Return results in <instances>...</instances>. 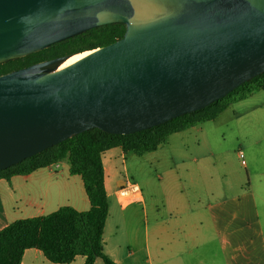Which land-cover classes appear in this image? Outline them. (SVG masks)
<instances>
[{
    "label": "water",
    "instance_id": "water-1",
    "mask_svg": "<svg viewBox=\"0 0 264 264\" xmlns=\"http://www.w3.org/2000/svg\"><path fill=\"white\" fill-rule=\"evenodd\" d=\"M164 1L168 13L133 24L130 0H0V63L108 23L127 27L64 69L74 54L0 75V169L92 128L162 124L264 73V0Z\"/></svg>",
    "mask_w": 264,
    "mask_h": 264
},
{
    "label": "crops",
    "instance_id": "crops-1",
    "mask_svg": "<svg viewBox=\"0 0 264 264\" xmlns=\"http://www.w3.org/2000/svg\"><path fill=\"white\" fill-rule=\"evenodd\" d=\"M263 111L264 88L213 120L173 133L155 151L138 155L120 146L106 150L102 159L110 212L104 251L118 264H155L154 256L158 264H264V170L256 168L254 179L248 168L246 186L245 173L228 168L231 149L223 146L229 142L226 130L239 135L242 120ZM147 155L157 166L162 205L152 217L153 203L147 202L141 184L152 175L144 165L138 171L128 166L129 156ZM236 155L243 156V150ZM242 164L248 166L244 159ZM127 186L128 195L121 196L120 189ZM66 205L79 211L91 208L82 176L72 174L67 161L0 179V230ZM85 261L78 255L65 264ZM21 264L62 263L28 248Z\"/></svg>",
    "mask_w": 264,
    "mask_h": 264
},
{
    "label": "trees",
    "instance_id": "trees-1",
    "mask_svg": "<svg viewBox=\"0 0 264 264\" xmlns=\"http://www.w3.org/2000/svg\"><path fill=\"white\" fill-rule=\"evenodd\" d=\"M124 23H108L56 42L43 50L0 63V75L29 65L57 59L108 45L126 32ZM50 65V67H53ZM264 88V73L246 81L226 96L197 111L185 113L162 124L129 134L92 128L53 145L21 162L0 169V179L27 175L61 161L72 174L82 176L91 208L79 211L61 206L45 216L18 219L0 230V264H21L28 248H38L54 263H70L76 256L85 264H118L104 251V229L110 212L102 154L122 147L125 153L143 155L158 149L173 133L218 117L232 103Z\"/></svg>",
    "mask_w": 264,
    "mask_h": 264
},
{
    "label": "rangeland",
    "instance_id": "rangeland-1",
    "mask_svg": "<svg viewBox=\"0 0 264 264\" xmlns=\"http://www.w3.org/2000/svg\"><path fill=\"white\" fill-rule=\"evenodd\" d=\"M56 64H54L55 66ZM239 135L231 130H226L228 141L224 142V149H231L229 154V169H233L237 172L245 173L246 176V186L249 185V170H252V174L255 179L254 170L260 169L264 170V111L257 116L248 115L242 120V126ZM232 141L230 143V138ZM173 141V140H172ZM172 142V147H173ZM238 150H243L244 155L241 157H237L236 153ZM144 155V154H143ZM137 157V156H135ZM151 156H143L141 158H128V166L131 171H138L142 165L148 169L151 173L152 178L148 182L141 181L143 189L146 194L147 202L153 203V209L150 212L149 216L158 215V212H161L162 205L159 196V181L155 177V170H157V166L153 161ZM228 157V156H227ZM246 160L248 166H244L242 164V160ZM258 166V167H256ZM99 264H104L102 260H100ZM155 264H158V257L154 256Z\"/></svg>",
    "mask_w": 264,
    "mask_h": 264
},
{
    "label": "bare ground",
    "instance_id": "bare-ground-1",
    "mask_svg": "<svg viewBox=\"0 0 264 264\" xmlns=\"http://www.w3.org/2000/svg\"><path fill=\"white\" fill-rule=\"evenodd\" d=\"M134 7V16L131 20L133 24H143L149 21L155 20L162 15H165L170 11V7L165 3L164 0H130ZM92 52V50H86L77 54L72 55L61 63L58 70L64 69L65 67L75 63L82 57Z\"/></svg>",
    "mask_w": 264,
    "mask_h": 264
},
{
    "label": "built area",
    "instance_id": "built-area-1",
    "mask_svg": "<svg viewBox=\"0 0 264 264\" xmlns=\"http://www.w3.org/2000/svg\"><path fill=\"white\" fill-rule=\"evenodd\" d=\"M129 191H130L129 186L123 187L122 189H120V195L126 196V195H128Z\"/></svg>",
    "mask_w": 264,
    "mask_h": 264
},
{
    "label": "flooded vegetation",
    "instance_id": "flooded-vegetation-1",
    "mask_svg": "<svg viewBox=\"0 0 264 264\" xmlns=\"http://www.w3.org/2000/svg\"><path fill=\"white\" fill-rule=\"evenodd\" d=\"M50 67V66H49Z\"/></svg>",
    "mask_w": 264,
    "mask_h": 264
}]
</instances>
